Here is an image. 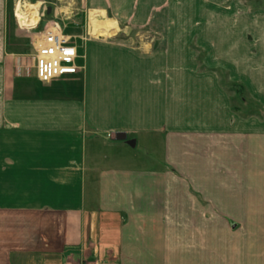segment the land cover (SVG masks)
<instances>
[{
	"label": "crops",
	"instance_id": "1",
	"mask_svg": "<svg viewBox=\"0 0 264 264\" xmlns=\"http://www.w3.org/2000/svg\"><path fill=\"white\" fill-rule=\"evenodd\" d=\"M19 1L62 26L80 73L38 79L41 32L18 25ZM93 21L117 31L99 37ZM39 254L264 264V11L231 0H0V264Z\"/></svg>",
	"mask_w": 264,
	"mask_h": 264
},
{
	"label": "built area",
	"instance_id": "2",
	"mask_svg": "<svg viewBox=\"0 0 264 264\" xmlns=\"http://www.w3.org/2000/svg\"><path fill=\"white\" fill-rule=\"evenodd\" d=\"M18 4L16 10L18 25L24 29L38 30L45 17V11L26 1H20ZM19 15L22 17L30 15V17L21 21ZM39 35L42 38L36 44V69L41 82L51 83L56 79L81 72L82 68L77 65V49L70 44V39L64 35L59 23L47 24Z\"/></svg>",
	"mask_w": 264,
	"mask_h": 264
},
{
	"label": "rangeland",
	"instance_id": "3",
	"mask_svg": "<svg viewBox=\"0 0 264 264\" xmlns=\"http://www.w3.org/2000/svg\"><path fill=\"white\" fill-rule=\"evenodd\" d=\"M232 2L237 1L242 3L249 13H255V12H263L264 11V0H231ZM229 2V1H228ZM227 2V4H228ZM221 9H224L225 6L221 5ZM111 23V22H106ZM254 32V34L258 33L260 29L258 28L257 22H254L252 26H250ZM117 31V30H116ZM104 37V36H103ZM108 37V36H105ZM111 37V36H110ZM238 104L241 102V100H237ZM257 112V111H256ZM131 155L135 154L138 157H146L147 154L144 153V151H141L140 148H135L134 150H128ZM112 153V152H111ZM10 264H59L57 259H55L53 256H46V255H14L11 257V260L9 261Z\"/></svg>",
	"mask_w": 264,
	"mask_h": 264
},
{
	"label": "bare ground",
	"instance_id": "4",
	"mask_svg": "<svg viewBox=\"0 0 264 264\" xmlns=\"http://www.w3.org/2000/svg\"><path fill=\"white\" fill-rule=\"evenodd\" d=\"M29 17H30V15H26L25 17H22L20 15V18H21V20L23 19V21L27 20V18H29ZM113 22H115V21H113ZM93 24H94V27L96 28L95 34L99 35V37L100 36L101 37L110 36V35L114 34L117 30V26L114 23H106V22L99 23V22L93 21ZM97 27L98 28L100 27V28L97 29Z\"/></svg>",
	"mask_w": 264,
	"mask_h": 264
},
{
	"label": "trees",
	"instance_id": "5",
	"mask_svg": "<svg viewBox=\"0 0 264 264\" xmlns=\"http://www.w3.org/2000/svg\"><path fill=\"white\" fill-rule=\"evenodd\" d=\"M229 91H233L236 94V97L238 100H246V93H245V88L243 86L240 85H232L229 88Z\"/></svg>",
	"mask_w": 264,
	"mask_h": 264
},
{
	"label": "water",
	"instance_id": "6",
	"mask_svg": "<svg viewBox=\"0 0 264 264\" xmlns=\"http://www.w3.org/2000/svg\"><path fill=\"white\" fill-rule=\"evenodd\" d=\"M46 23L43 24L45 26ZM117 141H127V136L125 134H118L116 137ZM127 144L133 148L136 146V142L134 140L132 141H127Z\"/></svg>",
	"mask_w": 264,
	"mask_h": 264
}]
</instances>
